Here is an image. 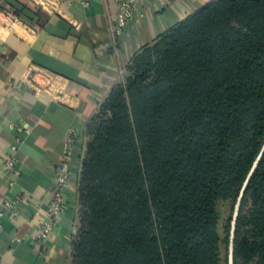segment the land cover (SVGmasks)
Instances as JSON below:
<instances>
[{
  "label": "trees",
  "instance_id": "trees-1",
  "mask_svg": "<svg viewBox=\"0 0 264 264\" xmlns=\"http://www.w3.org/2000/svg\"><path fill=\"white\" fill-rule=\"evenodd\" d=\"M84 135L71 264H227L264 144V0H208L141 47ZM233 264H264V152Z\"/></svg>",
  "mask_w": 264,
  "mask_h": 264
},
{
  "label": "crops",
  "instance_id": "crops-1",
  "mask_svg": "<svg viewBox=\"0 0 264 264\" xmlns=\"http://www.w3.org/2000/svg\"><path fill=\"white\" fill-rule=\"evenodd\" d=\"M206 2L139 0L124 32L115 36V0H62L51 12L30 0H0V204L19 196L27 199L15 206L22 220L0 219V264H71L87 120L141 47ZM4 11L17 21L7 20ZM71 128L79 142L64 193V211L47 240L32 242L34 213L44 217L53 171ZM15 144L20 175L12 178L4 162Z\"/></svg>",
  "mask_w": 264,
  "mask_h": 264
},
{
  "label": "built area",
  "instance_id": "built-area-1",
  "mask_svg": "<svg viewBox=\"0 0 264 264\" xmlns=\"http://www.w3.org/2000/svg\"><path fill=\"white\" fill-rule=\"evenodd\" d=\"M35 5L39 6L43 11L51 12L54 11L55 6L62 0H30ZM139 0H115L118 12L114 19V24L112 27V33L115 36L121 35L128 21L134 15V8L136 2ZM3 16L9 21H17L16 17L9 11H4ZM20 129L17 128V132ZM18 141V140H17ZM78 136L73 128L69 129L63 143L62 157L59 165L53 171L52 178V188H51V199L49 205L45 211L44 217L39 215L38 211H35L34 215L36 217V233L32 235V242H39L47 240L54 230L55 223L61 217L64 207V193L66 187L71 178V161L74 156L77 155L76 147L78 143ZM16 144L12 145L10 148V154L4 162V170L12 178H17L20 175L19 170L16 168V159L14 157V152L16 151ZM14 185V180L11 179L8 186L12 188ZM27 202L26 197L19 196L13 199H4L0 204V219L9 216L12 220L20 221L21 216L18 211H15L16 205H22ZM30 220H25L24 223L29 225Z\"/></svg>",
  "mask_w": 264,
  "mask_h": 264
},
{
  "label": "water",
  "instance_id": "water-1",
  "mask_svg": "<svg viewBox=\"0 0 264 264\" xmlns=\"http://www.w3.org/2000/svg\"><path fill=\"white\" fill-rule=\"evenodd\" d=\"M264 152V144L258 154V156L256 157L255 161L253 162L241 188L239 191V194L237 196V199L235 201L234 207H233V211H232V215H231V221H230V229H229V243H228V253H227V264H233V239H234V231H235V224H236V220H237V216H238V212H239V208H240V204H241V200H242V196L243 193L246 189V186L255 170V168L257 167V164L262 156Z\"/></svg>",
  "mask_w": 264,
  "mask_h": 264
},
{
  "label": "rangeland",
  "instance_id": "rangeland-1",
  "mask_svg": "<svg viewBox=\"0 0 264 264\" xmlns=\"http://www.w3.org/2000/svg\"><path fill=\"white\" fill-rule=\"evenodd\" d=\"M81 155H82V152H81ZM228 207H229L228 204L219 205V207H218V213L220 216L219 234L221 235V237L224 234L223 233V226H225L226 219H227L228 214H229V208Z\"/></svg>",
  "mask_w": 264,
  "mask_h": 264
}]
</instances>
